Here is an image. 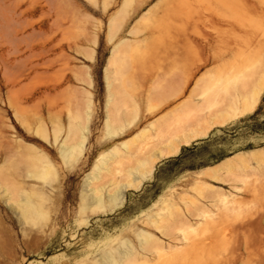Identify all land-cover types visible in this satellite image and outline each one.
<instances>
[{"label": "rangeland", "instance_id": "rangeland-1", "mask_svg": "<svg viewBox=\"0 0 264 264\" xmlns=\"http://www.w3.org/2000/svg\"><path fill=\"white\" fill-rule=\"evenodd\" d=\"M122 1H3L9 3L12 9L16 8L20 11L23 8L25 13H22L23 16L20 14L21 17L17 16L19 22L11 21L13 24L15 21L18 26L23 25L20 27L21 30L23 29V33L16 36V38L22 37L21 39L17 38L20 42H17V39L13 41L15 36L12 37V41L8 38L13 34L8 31L6 23L1 19L6 25V31L10 32L11 35L7 32L9 36L3 34L5 29L0 20V24L3 25L2 27L0 25V40L3 36L5 38L4 41H0V264H77L79 262V264H100L97 261L101 259V252L108 249L110 244L112 245V238L116 236L118 238L123 237V239L129 238L131 242L137 244L136 236L129 231L130 228L148 229L160 236L167 246L171 245L173 248L186 246L181 252L166 253L162 256L154 254L150 264H264V244L259 250L255 246V248L250 246L248 248L241 240H238L236 230L233 228L238 226L237 224L242 220L255 217L260 211L264 212V88L256 107L252 111L237 116L223 125L212 127L206 136L187 145H182L177 154L157 161L151 174L142 185L126 191L124 200L119 207L106 214L88 217L85 221L80 220L78 213L79 194L84 176L91 169L92 163L99 154L137 131V129L134 130L130 135H111L110 133L107 134V130L104 129L107 93L103 69L113 44L123 38H133L128 30L148 7H154L157 3L158 5H165L163 7L165 10L161 9L162 6H155L156 9L160 7L162 12L159 9L160 12H156V9L152 7L156 12L154 14H158L157 18H155L156 15H152L153 11L150 15L154 18L149 15V20H146L149 18L147 17L141 21L142 26L143 24L144 27L146 25L147 30L151 29L149 27L151 25L157 31L150 39V46L148 48L143 47V50L139 48L140 51L131 50L121 64L127 68L132 62L137 63L138 73L147 71L157 74L161 71L168 72V68L169 72H165L166 90L171 77H182L186 67H194L201 61L202 52L195 45L186 44L185 37L214 32L215 29L206 26L203 19L205 15L211 12L216 14L218 11L219 13V8L222 7L219 0H159V2L158 0H146V2L142 0L144 3L141 0H128L123 7L125 19H123L113 40L109 41L107 36L108 19L121 7ZM226 1L231 3L234 8L233 15L243 21L249 31L264 34V0H246L244 8L239 9L235 5V0ZM2 3L0 7L5 5ZM137 4L141 6L137 8ZM223 4L225 5V2ZM164 12L165 15H163ZM17 17L14 16L13 19ZM53 22L61 24L63 28L64 32L58 33L57 39L60 40L58 42L65 44L66 50L63 52L68 53L69 56L66 55L70 61L65 59L66 56L63 55L59 47L48 54L40 53L41 45H50L57 41L56 39L55 42H51L52 30L55 29L50 28L54 24ZM55 24L52 27H55ZM86 24L87 26H85ZM17 25L16 27H18ZM49 25L51 26L49 27ZM142 26L140 23V27H138L140 32L137 36L139 38L144 37L147 33V30H145L146 32L143 31L145 28ZM83 27L85 28L83 29ZM92 30H94L93 34L90 33ZM89 34L94 37H89ZM1 35L3 36L1 37ZM84 35L85 37H83ZM91 38L93 40L89 42ZM6 40L8 43L5 42ZM69 44L76 46V48L73 47L74 50L69 49ZM13 46L21 52H17L16 49L12 48ZM30 47L33 48L32 51L29 50ZM80 49L83 52L78 51ZM14 50L16 53L13 52ZM93 50L95 53L90 56ZM34 53H37L36 56L40 53L39 57H36ZM49 58L55 60L54 66L49 68L45 67L44 64L35 65V63H42ZM32 64H34V68H37L34 69ZM162 67H165L166 70H163ZM172 68L175 70L172 71ZM84 69H86L85 73L82 71ZM76 71L79 72L78 75L75 73ZM80 72H83L85 76L89 75L92 80L91 83L80 78ZM139 77V74L137 78L125 74V83L129 94L134 95L139 91L141 83V80H138ZM54 84H56L55 88L53 87ZM153 87L155 91L161 88L160 84L158 85L156 82ZM76 91H79L78 97L83 98V100L86 97L83 92H91L93 117L88 122L89 133L85 146L75 163L69 166L65 163L59 147L68 128L81 131L82 126L80 127L79 123L82 125L85 114L84 106L79 104L80 98L74 97ZM73 97L76 99L75 102L79 105L78 107L75 106ZM162 112L157 111L150 119L156 118ZM117 127L118 123H115L114 128ZM54 128L61 130L56 142L53 137ZM45 132H47L46 137L43 136ZM9 142L15 143L10 145L13 150H17L15 145L18 147L19 143L24 147L22 149L19 146L21 150L33 145L36 146L37 151L50 160L53 165V172H47L23 153L10 152L11 148L9 149L7 146ZM253 150L260 152L261 157L257 158L256 155H252ZM240 152L247 154L251 166L248 164V173L246 172L237 180H225L224 178L217 180L199 174L201 168L216 164L222 159ZM257 159L260 160L261 166L257 164ZM51 173L53 174L51 175ZM30 174L32 176L35 174L36 177L34 175L32 178ZM196 179H199L200 182L214 184L216 188L226 191L229 196L235 198V202L226 207L222 204L214 205L215 200L213 197H209L208 193H205L206 197L202 198L191 187L193 182L197 181ZM23 181L26 184L33 181V183L40 185H42L40 181H43V188L47 193L45 198L51 194L54 198L56 197L55 200L57 201L53 200V196H50V200L48 198L50 204L55 201L54 205H50L54 209V211L51 210L53 214L49 215L53 221H50L49 216L47 217V212L51 208L49 204L47 202V204H41L42 206L46 204V212H44V207L41 205L38 207L39 204L36 203L35 199L39 195L42 197V199L39 197L41 200L38 199L40 203L45 200L44 194H36L34 200L32 197L30 199L36 203L34 208L37 210L42 208L43 211L42 209L40 211L47 215L40 214L38 210L40 219L39 214H37L38 211L35 214V209H33L31 218L28 217L31 214L25 217L28 221L26 223L23 222L25 220L23 215L19 213L21 210L16 211L11 204L6 203L3 187L9 189L13 199L17 200ZM46 185L50 188L55 185L56 189L53 190L54 187L49 189ZM173 191L177 193L185 191L189 196L197 197L199 201L213 209L212 214L216 217L215 220L202 223L203 217H191L187 214L193 226L196 228L200 226L201 229L200 235L198 230L191 233V242L184 239L182 231L176 228L170 229L168 232L175 237L171 238L161 236L155 228L142 224L144 223L142 221L146 219H143L144 217L148 218L151 213L155 215V212L161 207L162 204H155L156 201L167 198V196L177 199ZM30 194L34 196L32 193ZM179 203L184 208V203L182 201ZM47 206L50 208L48 209ZM154 206L156 209L159 208L155 210ZM220 208L222 209L221 212H219ZM164 211L165 217L159 219H163L165 222L170 213L167 214L169 212L167 209L162 210V212ZM147 214L149 215L147 216ZM16 215L19 217L17 218ZM43 216L47 220L50 219V224L46 220L49 225H44L43 218L45 217ZM19 219L24 220L21 223ZM40 221H43L42 225H40ZM161 222L164 224L163 221ZM23 223L26 226L25 232L23 231V227H25ZM47 225L49 227L46 229ZM213 234L216 237L210 239L209 237ZM117 243L120 242L116 241L113 245L123 247Z\"/></svg>", "mask_w": 264, "mask_h": 264}, {"label": "bare ground", "instance_id": "bare-ground-1", "mask_svg": "<svg viewBox=\"0 0 264 264\" xmlns=\"http://www.w3.org/2000/svg\"><path fill=\"white\" fill-rule=\"evenodd\" d=\"M1 1L2 0H0V4L4 0L2 2ZM141 1H139L140 4H142L144 0L142 2ZM235 1V5L238 9L244 8L246 0ZM9 2L12 5L11 1ZM122 2L123 3H121V7L117 9L116 12L111 14V16H109L107 23V36L109 41L113 40V38L117 34L118 28L123 22V19H125L123 7L127 4L128 0H123ZM219 2L222 5V7L219 8V13L218 11L216 14L211 12L208 15H205L203 19V23L208 27H213L215 31L206 32L200 36L188 35L185 37L186 44L195 45L202 52L200 63L194 67H186L185 72L180 78L171 77L168 81L166 90V71H158L159 73L157 74H152L147 71H140V73H138L137 63L132 62L127 68L125 67V65L123 66L121 64L122 60L128 57V53L131 50L137 49L138 51L139 48H142L140 50H143V47L148 48L150 46V39L157 31L153 29L151 25H149L151 29L147 30L148 28L146 29V25L144 27V24L142 26L141 21L146 19L147 17L149 18H147L146 20L150 19V14L154 11V9H156L155 6H162L161 9L165 10V8H163L165 5H158L157 3V5H155L154 7L152 6L154 9L152 7H148V9L142 12V14L136 19L135 23L128 30V33L131 34L133 38H123L113 44L110 54L107 57V62L103 69V78L107 93L105 103L104 129L105 131L107 130V134L110 133L111 135H130L134 130L137 129V131L121 142L114 144L105 152L99 154L92 163L93 165H91V169L85 174L82 181L78 204V213L81 221H85L88 217L91 216L112 212L114 209L119 207L121 202L124 200L127 190L134 189L142 185L144 180L151 174L153 167L157 161L162 158L177 154L182 145H187L198 138L206 136L212 127L223 125L237 116L252 111L256 107L260 98L261 91L264 88V34L262 32L249 31L247 25L233 15L232 11L234 8L231 3L229 4L226 0H219ZM224 2L225 5L223 4ZM6 4L7 3H5L4 6L0 7V20L3 19L8 27L4 25L5 23L3 22V20L1 21L3 22L4 26L1 24L0 25L5 29V33L7 32L9 35H11L10 32H12L13 36L10 37L7 33L3 34L6 36L8 35V38L11 41L12 37L15 36V38H13V41H15L17 38H20H16V36L19 33H23V29H20V27H23V25L18 26L14 21V24L18 26L16 27V25H14L12 22L13 20L18 21L17 19L19 17L17 16H20V14L22 15L25 10L23 11V8L22 10L19 8L20 11H18L16 8L12 9L9 3L7 4V6ZM106 4L109 5V3ZM140 6L141 5H138L137 8ZM158 9L162 12L160 7ZM158 9H156L155 11L160 12ZM155 11L152 13V15L156 13ZM154 15H156L155 18L158 17V14ZM163 15H165V12L163 13ZM202 15H204V13H202ZM14 16H16L17 18L13 19ZM152 17L153 16H151V18ZM140 23L141 26L145 28H143V31L147 30V33L142 38H139L137 36L140 32L138 29V27H140ZM11 24H13L14 26ZM51 25H49V27ZM5 26L10 32L6 31ZM52 26L50 28L55 29L52 30L53 36L51 38V42H55V40L57 39V34H60V32L63 33L64 31L61 27V24H55V27ZM85 26H87V24ZM84 28L85 27H83V29ZM93 31L94 30H92V32L90 33L93 34ZM94 33L96 34L97 32ZM85 34L87 35V32H85ZM89 35V37H94L91 34ZM2 36L3 35H1V37ZM83 37H85V35ZM4 40L5 38L3 36L2 40L0 41ZM91 40L93 39H89V42ZM58 41L60 40L57 39V43L55 42L50 45H41L40 53L48 54L53 52L56 47H59L63 55L66 56V58L64 56L62 57L70 61V58H68V53L66 52V54L68 55L67 56L65 52H63L66 50V46H64L65 44L63 45V43H60ZM5 42L8 43V40H6ZM17 42H20V40L17 39ZM10 45L12 46V43ZM73 47L76 48V46L72 44L68 45L69 49H73ZM9 48L11 49V47ZM12 48L17 50V48H14V46ZM31 49L33 48L30 47L29 50ZM16 50H14L13 52L16 53ZM78 51H81V49ZM17 52L20 53L21 51L17 50ZM81 52H83V50ZM40 53L38 54L40 55ZM93 53H95L94 50L92 51L90 56H92ZM34 55L36 56L37 53H34ZM39 55L36 57H39ZM2 58L4 60V57ZM55 63L56 62L53 58H49L42 63H35V65L44 64L45 67L50 68L54 66ZM33 65L34 64H32L31 66L33 67ZM32 67H30V69H32ZM85 70L86 69L82 71L84 72ZM163 70H166L165 67L163 68ZM167 70L169 72L168 68ZM174 70L175 69H173L172 71ZM83 72H80V78H82L87 83H91L92 80L90 76H85ZM75 73H77V75L79 74L78 71H76ZM137 73L140 75L138 80H141L140 89L137 94L132 95L128 93V89L125 83V74L130 75L132 78H137ZM155 82L158 85L160 84L161 88L158 91H155V89H153V84ZM55 85L56 84L53 85L54 88ZM78 92L79 91H76V94L73 93L75 94V98L78 97ZM83 94H85L86 96H84L85 100L78 97L80 98L79 104L84 106L85 114L82 125L81 123H79L80 127L82 126L81 131L78 132L68 128L65 133L66 135L59 147V151L63 156L65 163L69 166H72L75 163V161L79 157V154L82 152L85 146L87 134L89 133L88 122L93 117L91 98L92 94L91 92H83ZM73 101L75 104L76 99H74ZM75 106L78 107L79 105L76 103ZM165 108H167L166 111ZM157 111L163 112L156 118L150 119L151 116H153ZM115 123H118V129L114 128ZM60 132L61 130L58 128L53 129V137L55 142L59 139ZM43 136L46 137L47 132L43 133ZM13 144L15 143L13 142ZM13 144L9 142V144L7 145L9 146V149L11 148L10 152L12 151L14 153V151H16V153H23L35 164H39V166H41L47 172L52 171L53 165L51 164L50 160L44 154L39 153L37 151V148H35L36 146L33 145L29 148L21 150V148L23 149L24 147H22V144L19 143L20 145L18 144V147L17 145H15L17 150H13L12 146H10ZM253 154L256 155L255 157L257 158L261 157V153L258 151L253 150L252 155ZM259 159H257L258 163H256L261 166ZM248 164L249 157L247 156V154L242 152L235 153L222 159L216 164L201 168L199 170V174L206 175L217 180L224 178L225 180L233 179L234 181L237 180V178L243 176V174H246V172L248 173ZM249 165L251 166V164ZM39 172L40 170L37 172L38 174H35H37L38 176ZM35 174H33V176L32 174L30 175L33 178ZM52 174L53 173H51V175ZM198 180L193 182L194 184H191L192 186H189L197 191V193L201 195L202 198L205 196V193H208L209 197H213V199L215 200L214 205L222 204L226 205V207L227 205L235 202V198L229 196L226 191L216 188L214 184L200 182ZM24 182L25 181H23V183ZM40 182L42 185L33 183V181L32 183L28 182V184L24 183L26 185H24L23 183L22 185L20 183L22 188L17 200L13 199L12 193L9 191V189L3 187L4 193L6 195L4 200L8 205L11 204L14 210L18 211L20 209L21 211L19 213L23 215L22 217H24L25 220V217L27 215L31 214L34 211V213L36 214L38 210L40 211L42 209L38 208L37 210L36 208H34L36 206V203H38L39 205H37L38 207H40L42 203H48V201L50 200V196H53L52 194L50 196L48 194L47 197L49 196V200L48 198H45V194L47 193L44 191V184L42 183L43 181ZM40 182L38 181V183ZM54 186L55 185H52V187ZM52 187L48 188L52 189ZM55 189L56 188L54 187L53 190ZM30 193H32L34 196H31ZM173 193L177 196L178 200L171 196L159 199L155 203L158 205L162 204L160 208L157 207V209L159 208V210L156 209L155 206L157 205H155V210H157L155 212V215L151 213L148 218L144 217L143 219H146H142V222H144L142 224H146L144 226L148 225L149 227L151 226L152 228H155L161 236H167L171 238L175 237L174 235H170L168 232L170 231V229L176 228L177 230L182 231L184 239L191 242V233L195 231L197 232L198 230L200 235L201 229L200 226L197 228L193 226V223L190 218H188L187 214L191 217H203L202 223L209 222L213 219L215 220L216 217H214L215 215L212 214L213 209L199 201L197 197H191L185 191H182L180 193L173 191ZM36 194H44V202L41 201L40 203L38 201V199H42L40 195V198L37 196V199H35ZM31 197L32 199L34 198L37 202L35 201L36 203H34L30 199ZM239 197L243 198L241 196ZM55 199L56 197L54 198L53 196V200ZM179 201H182L184 203V208L180 205ZM54 202L53 204H51L54 205ZM46 204L45 206L44 204L43 206L41 205V207H44V212H46ZM48 204L49 206L51 205L50 203ZM50 207V213L49 211L47 212L48 215L42 212L43 209L42 211H40V214H46L47 217L51 215V213L53 214L51 210L54 211V209L52 206ZM33 209L35 210L33 211ZM166 209L167 211H169L167 212V214H170H168L169 216L166 215L167 217L164 222L163 219L161 220L159 218L165 217V211L162 212V210ZM221 210L222 209L220 208L219 212H221ZM39 211L37 212V214H39ZM40 214L38 215V217H40ZM148 215L149 214H147V216ZM153 215L155 216V218ZM30 216H32V214L28 217ZM45 218H43L44 220L42 219L44 222L40 221V225H42L43 223L44 225L48 223L50 224V221H53V219H51V216H49L51 220L48 218L50 221ZM22 220H20V222ZM25 220L23 222H28L27 220ZM46 220L48 221V223H46ZM37 221H39V219H37ZM161 221H163L164 224H162ZM25 223H23V225ZM48 225L46 226V229L47 227H49ZM237 225L238 226H234L233 228L236 230V235L239 241L241 240L243 244L247 245V247H256L258 248L257 250H259V248L263 246L264 212L260 211V213L255 217H249L246 220H242ZM25 229L26 226L23 227L24 232ZM130 229L131 230L129 231L133 232L136 236V241H138L137 244L131 242L129 238L123 239V237L118 238L116 236L112 238V245L110 244L108 249H104L103 252H101V259L98 258L100 259V262L97 261V263L150 264L154 254L162 256L166 253L181 252L186 247L184 246L183 248H173L171 247V245L167 246L160 236L145 228ZM206 235L208 234L206 233ZM215 237L216 235L213 234L209 238L213 239ZM116 241L120 242L117 244L123 245V247H118L115 244L113 245V243H116Z\"/></svg>", "mask_w": 264, "mask_h": 264}]
</instances>
